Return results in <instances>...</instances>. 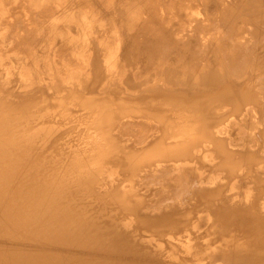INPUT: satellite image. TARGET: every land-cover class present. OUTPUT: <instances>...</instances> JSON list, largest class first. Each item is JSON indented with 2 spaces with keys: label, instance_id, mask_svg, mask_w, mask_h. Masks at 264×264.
<instances>
[{
  "label": "bare ground",
  "instance_id": "bare-ground-1",
  "mask_svg": "<svg viewBox=\"0 0 264 264\" xmlns=\"http://www.w3.org/2000/svg\"><path fill=\"white\" fill-rule=\"evenodd\" d=\"M35 197L37 246L93 201L153 264H264V0H0V200Z\"/></svg>",
  "mask_w": 264,
  "mask_h": 264
},
{
  "label": "rangeland",
  "instance_id": "rangeland-1",
  "mask_svg": "<svg viewBox=\"0 0 264 264\" xmlns=\"http://www.w3.org/2000/svg\"><path fill=\"white\" fill-rule=\"evenodd\" d=\"M9 121H10V119H8V118L5 119V123H9ZM12 127H13V129H12ZM10 128H11L12 133H13L14 131H16L17 128L19 130V124H15L14 126H11ZM46 157H48V156H46ZM44 162L47 163L48 161L45 159ZM249 185H250V190L251 189L252 190L256 189L253 184L252 185L249 184ZM251 186H253V187L251 188ZM29 201H30L29 205H26V204L23 203L22 205H19V207H17V206L16 207H14V206L10 207V205H8L6 207V206H4V202L0 200V221H4L5 220V222H7V225H8L9 228L12 226L10 228L11 231L13 230L12 233H11V236L4 235V238H3V236L0 238V249H4L5 251H8L10 255L18 254V255L22 256L23 260L21 262L26 264L28 262V260H25V258H26V256H29V257H31L32 260H34V261H32L29 258L31 260V263H33V264H41V263L42 264H50V263L51 264H73V263L74 264H76V263L77 264H99V263H101V264H104V263L105 264H109V263L110 264H115L116 260H117L116 264L117 263L118 264H124V263L125 264H145V263L148 264V262H149V264H153V262H151L146 257L148 255H146L147 253L145 251V247H142L141 244L139 243L141 241V239L139 237H137L135 234H132L130 231H129L130 232L129 233L128 231L121 229L119 224L116 221V218L115 217H110V215L113 214V212H111L110 210L107 212V214L109 216L103 210H101L100 212L99 211L97 212L96 210L98 208H96V207H98V204H96L97 202L93 203V201L88 203V204H91V205L87 204V202H89V201L86 202V201L82 200L81 202H79V201L77 202V204L78 203H80V204L85 203L84 206L86 204L89 206L88 207L86 205L87 208H84V210H86V211L83 210V213H82L83 215L84 214L87 215V216L84 215V218H82V221H86V223H87L86 224L87 225L86 231H87V233L89 235L88 240H86L87 241L86 245H88L87 249L83 248V247H78L77 245H72V244H69V245H66V246L64 244L58 245L56 243L45 244L46 246L45 245H43V246L35 245L34 244L35 239L44 240L43 236L41 235L43 232L38 230V228L35 226L36 222H34V221H40L41 215H39L37 213H33V210H36V208L39 206L41 200L39 201V199L37 197H35V198H31V200H29ZM1 204H2V206H1ZM3 211H6V212H3ZM30 211H32V212H30ZM88 211H89L90 214L88 213ZM89 215H91V216H89ZM13 216H14V218H13ZM8 220H10V221H8ZM146 221H148V220H146ZM235 222L237 223L239 221H228L227 223L231 225V224H234ZM15 223H16V225H15ZM25 228H27V229H25ZM114 230L116 231V233H114L115 232ZM22 231H24V232L22 233ZM37 232H39V233H37ZM26 234H28V235H26ZM5 236H7L8 239H5L6 238ZM33 236H34V238H33ZM36 237H38V238H36ZM94 237H96V238H94ZM109 237H110L111 240L109 239ZM118 238L120 240H118ZM113 240L114 241L117 240L118 242L117 241L114 242ZM92 241H94V242H92ZM121 241H123V244H122ZM21 243H22V245H21ZM115 243H117V244H115ZM52 244L54 246H52ZM105 244H106L107 247H105ZM118 245H119V247H118ZM127 245L130 246V247H128ZM95 247H97V248H95ZM127 248H129V249H127ZM108 249L110 251H108ZM140 249L142 251H140ZM21 250H23V251H21ZM102 250L104 252H102ZM124 250H126V253H125ZM46 253H47V255H46ZM108 254H109V256H108ZM64 256H66V257H64ZM51 257H53V258H51ZM100 257H102V258H100ZM72 258H73V260H72ZM83 258H86L85 261H84ZM118 259H120V260H118ZM86 260H88V261H86ZM122 260H123V262H122Z\"/></svg>",
  "mask_w": 264,
  "mask_h": 264
}]
</instances>
